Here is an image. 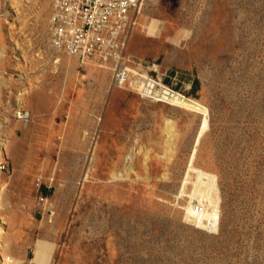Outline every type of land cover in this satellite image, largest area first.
I'll use <instances>...</instances> for the list:
<instances>
[{
	"label": "rangeland",
	"instance_id": "374dc122",
	"mask_svg": "<svg viewBox=\"0 0 264 264\" xmlns=\"http://www.w3.org/2000/svg\"><path fill=\"white\" fill-rule=\"evenodd\" d=\"M55 4L0 0L8 251L22 264H264V0H146L116 50L75 70L52 46ZM148 75L178 99L147 96Z\"/></svg>",
	"mask_w": 264,
	"mask_h": 264
},
{
	"label": "built area",
	"instance_id": "2783aa9c",
	"mask_svg": "<svg viewBox=\"0 0 264 264\" xmlns=\"http://www.w3.org/2000/svg\"><path fill=\"white\" fill-rule=\"evenodd\" d=\"M141 2L142 0H56L51 19L52 46L70 56L78 54V59L82 61L85 57L98 61L101 55L108 53V49H102L106 40L103 36L106 33L112 36L116 29L120 30L119 19L136 10Z\"/></svg>",
	"mask_w": 264,
	"mask_h": 264
},
{
	"label": "bare ground",
	"instance_id": "6f19581e",
	"mask_svg": "<svg viewBox=\"0 0 264 264\" xmlns=\"http://www.w3.org/2000/svg\"><path fill=\"white\" fill-rule=\"evenodd\" d=\"M145 1L146 0H142L141 4L136 8V10L130 11L127 16H124L121 19H119V23L121 24L120 30L115 28L116 32H114L112 34V36H110L109 33H106L105 36H103L104 38H106V40L102 44V49L104 48V50L105 49L116 50L117 43L115 44V41H116L115 39H117L119 37L117 34H119V33L124 34L125 32H127L131 23L134 22V19L136 18V16L140 12L143 11ZM52 17H53V14H52ZM80 20L83 21V19H81V18H80ZM148 21H149L148 17H146L144 15H140L137 18V20L135 21V30L145 32L148 28ZM75 32H73V35L75 34ZM97 38H100V36H98ZM57 50L61 53H64L63 51H61L59 49H57ZM74 55L75 56L72 59V67L75 70L76 66L78 65V54H74ZM104 56H106V53H104V55H101L100 58H104ZM117 60H115V61H117ZM95 61L96 60H94V59H88L87 57H85V59L83 61L81 60V63L84 64L85 62H87L84 64V65H86L88 63H94ZM98 61H100V60H98ZM128 62L131 66H133L135 63V59L130 57V59H128ZM86 66H89V64ZM149 66L152 70H154V68H153L155 66L154 64H153V66L152 65H149ZM156 69H157V67H156ZM125 72H126V67L124 65H122L121 62H118L117 64L114 65V70L112 71V80H113V83H112L113 89L112 90L116 91L117 88H119V89L121 88V84L123 81L122 77L124 76ZM94 78H95V81H97V82L100 81L99 84L101 85L102 88H105L108 85L107 74L100 73V80H98V78H96V77H94ZM139 82H140L142 88L149 93V94H147V96H150L153 98H154V96H156V97L162 96L163 99L169 100L170 102H174L175 100L178 99L177 94L170 93V92L168 93L167 90L164 89V88H166L167 84L164 83L163 79H162V81H159L153 75H148V77H146V78L139 79ZM159 84H162V86H163V88L160 91L158 90ZM168 87H170V86H168ZM162 90H164V92L161 93ZM16 112L17 111H15V113ZM17 117L18 118L25 117L22 115V110H19L17 112ZM164 132L166 134L165 136L166 137L168 136L166 143H165V146H164V148H165V150L163 152L164 157H165L164 159H170L175 154L174 138H176L177 135H176V129H175L174 123L168 122L164 128ZM7 154H8V149L5 145V147H2V149H1V155L7 156ZM148 158L149 157L146 155L145 161H147ZM170 161H171V159H170ZM1 165H2V163L0 162V170H2ZM134 169H135V167L133 164L128 166L126 168V174H124L125 177L130 179L131 178V172H133ZM145 172H146L145 174H148V168L146 165H145ZM113 176L116 179L121 178L118 176V172H115L113 174ZM3 212H4V210H3V189L1 186L0 187V264H22V262H20L13 254H11L8 251L9 247H8V245H5L6 243H4V242H6V230H4L3 225H6L9 222V218L8 217H2Z\"/></svg>",
	"mask_w": 264,
	"mask_h": 264
},
{
	"label": "crops",
	"instance_id": "0c3cea01",
	"mask_svg": "<svg viewBox=\"0 0 264 264\" xmlns=\"http://www.w3.org/2000/svg\"><path fill=\"white\" fill-rule=\"evenodd\" d=\"M80 62V60L78 59V63Z\"/></svg>",
	"mask_w": 264,
	"mask_h": 264
}]
</instances>
